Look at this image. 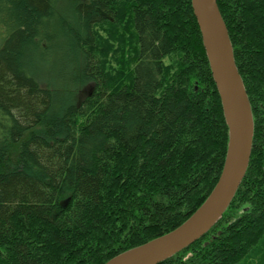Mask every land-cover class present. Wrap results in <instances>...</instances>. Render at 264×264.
I'll use <instances>...</instances> for the list:
<instances>
[{
	"label": "trees",
	"instance_id": "16d2710c",
	"mask_svg": "<svg viewBox=\"0 0 264 264\" xmlns=\"http://www.w3.org/2000/svg\"><path fill=\"white\" fill-rule=\"evenodd\" d=\"M59 1L0 0V264H105L185 222L227 153L191 0L72 1L74 24L57 19ZM217 1L252 155L220 220L159 264H264V0ZM62 29V52L79 57L64 76L92 84L81 101L65 90L60 103L34 70Z\"/></svg>",
	"mask_w": 264,
	"mask_h": 264
},
{
	"label": "water",
	"instance_id": "95a60500",
	"mask_svg": "<svg viewBox=\"0 0 264 264\" xmlns=\"http://www.w3.org/2000/svg\"><path fill=\"white\" fill-rule=\"evenodd\" d=\"M229 130L220 177L202 205L180 226L124 251L105 264H159L204 236L233 201L249 167L254 115L228 26L217 0H191Z\"/></svg>",
	"mask_w": 264,
	"mask_h": 264
},
{
	"label": "rangeland",
	"instance_id": "374dc122",
	"mask_svg": "<svg viewBox=\"0 0 264 264\" xmlns=\"http://www.w3.org/2000/svg\"><path fill=\"white\" fill-rule=\"evenodd\" d=\"M72 1H79V0H60L59 4L57 5V16H58V20L64 21L63 19H69L71 21V23H75L73 17V6L70 4V2ZM67 4V7H66ZM58 21V22H59ZM64 30H60L59 33V37L57 38V48H56V52L51 56V61L48 64H44L42 66H38V65H33L34 70H36V74L39 76H44L42 78L46 79L49 81V83L53 86L54 90H55V98L58 101H61L60 103H62L64 100V102H66L68 100L66 95L67 93L71 96L73 95L75 97L76 100L81 101L88 90L91 89L92 84L90 83H74L70 77L66 79V76H64V74L67 71V66L71 65V66H76L77 64V60L79 59V57L75 54H70V57H67L64 55V52H62L64 50V48L66 47L65 43L66 41L64 40V38L62 37L61 33H63ZM61 36V38H60ZM36 64V63H35ZM69 72H72L71 70L73 69V67L69 68ZM66 70V71H65ZM41 78V77H40ZM59 92H58V91ZM65 90L67 91V93H65ZM69 97V96H68ZM69 101V100H68ZM67 101V102H68ZM59 106H61V104L58 103ZM57 105V106H58ZM254 264H258L257 263V259L255 260Z\"/></svg>",
	"mask_w": 264,
	"mask_h": 264
}]
</instances>
